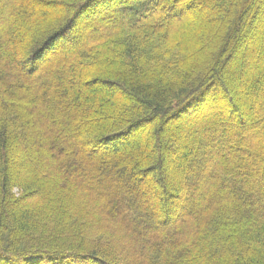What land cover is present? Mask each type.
<instances>
[{
	"label": "trees",
	"instance_id": "1",
	"mask_svg": "<svg viewBox=\"0 0 264 264\" xmlns=\"http://www.w3.org/2000/svg\"><path fill=\"white\" fill-rule=\"evenodd\" d=\"M0 264H264V0H0Z\"/></svg>",
	"mask_w": 264,
	"mask_h": 264
},
{
	"label": "rangeland",
	"instance_id": "2",
	"mask_svg": "<svg viewBox=\"0 0 264 264\" xmlns=\"http://www.w3.org/2000/svg\"><path fill=\"white\" fill-rule=\"evenodd\" d=\"M200 12V14H201V11H199ZM262 23H263V20H262V18L261 17H259L258 19H257V24L258 25H262ZM257 28L258 27H256V29H255V27H253L252 29H250V31H249V35L250 34H253L254 33V31L255 30H257ZM240 63H242V60L240 59V60H238V62H231V66H233V65H235V64H237V65H240ZM169 173H173L174 174V172H173V169H170V172Z\"/></svg>",
	"mask_w": 264,
	"mask_h": 264
}]
</instances>
